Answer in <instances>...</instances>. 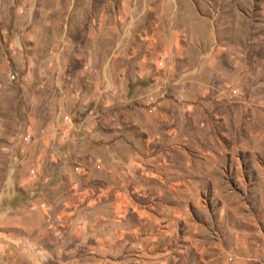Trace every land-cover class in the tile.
Masks as SVG:
<instances>
[{
	"label": "rangeland",
	"instance_id": "obj_1",
	"mask_svg": "<svg viewBox=\"0 0 264 264\" xmlns=\"http://www.w3.org/2000/svg\"><path fill=\"white\" fill-rule=\"evenodd\" d=\"M89 188L79 264H264V0H0V264H69Z\"/></svg>",
	"mask_w": 264,
	"mask_h": 264
},
{
	"label": "crops",
	"instance_id": "obj_2",
	"mask_svg": "<svg viewBox=\"0 0 264 264\" xmlns=\"http://www.w3.org/2000/svg\"><path fill=\"white\" fill-rule=\"evenodd\" d=\"M101 191L94 190L92 188H89L88 191L84 190L81 191L78 195L79 202L85 201V204H87L86 208H90V213L82 214L81 216V222L83 223V228L80 229L82 232L79 235L78 242L79 244H73L71 248H69L66 251V257L67 261H69V264H79L82 263L81 258L85 254L84 249H88L89 252H91L92 255L102 254L104 258L108 259L107 252L113 250V240L112 235H114L115 232L118 231L117 228H113V224L108 223L110 220H117L118 211L115 210V212L112 210V208H117V200L115 197V193L108 192V190H104L101 188ZM113 196L115 198H113ZM23 203L19 206V208H30V204L35 201L34 196L32 192L29 195L24 196ZM116 200V201H115ZM126 198L122 200L124 203ZM110 201V202H107ZM113 201H115L113 203ZM130 203V201L125 202ZM128 206V204H127ZM125 206V207H127ZM10 208L13 207V205H9ZM35 209L30 208V216L28 215L27 218H24L26 220H23L21 223V230H24L28 234H32L34 232L39 231V229L42 227L44 228L45 222V215L44 210L45 208L41 209V207L33 206ZM17 208V207H16ZM102 208V209H101ZM18 209V208H17ZM93 210V211H92ZM74 212L73 210H67L64 213L67 215L72 214ZM96 212V213H93ZM123 213V212H122ZM47 219V218H46ZM115 224V223H114ZM19 225V224H17ZM49 222L47 223V227H45L42 230V233L48 231L47 228H50ZM54 227V225H53ZM20 230V229H19ZM134 229H127L126 232H131ZM125 229L121 228V233H123ZM145 245V243H144ZM143 245V250H144ZM139 246V245H138ZM140 248V247H139ZM43 253L42 256L44 260H48L49 258V252L46 251V248L42 247ZM142 249V248H141ZM83 251V252H82ZM59 256V254H57ZM142 255H144V251L142 252ZM58 262L54 264H63V261L57 258ZM71 260V261H70Z\"/></svg>",
	"mask_w": 264,
	"mask_h": 264
}]
</instances>
